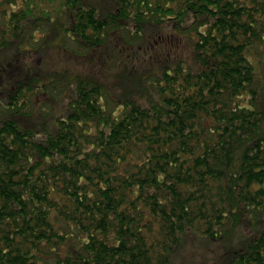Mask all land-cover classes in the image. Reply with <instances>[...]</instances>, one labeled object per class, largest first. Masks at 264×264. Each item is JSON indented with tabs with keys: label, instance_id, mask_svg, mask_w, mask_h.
I'll return each mask as SVG.
<instances>
[{
	"label": "trees",
	"instance_id": "16d2710c",
	"mask_svg": "<svg viewBox=\"0 0 264 264\" xmlns=\"http://www.w3.org/2000/svg\"><path fill=\"white\" fill-rule=\"evenodd\" d=\"M0 67V264H264V0H0Z\"/></svg>",
	"mask_w": 264,
	"mask_h": 264
},
{
	"label": "rangeland",
	"instance_id": "374dc122",
	"mask_svg": "<svg viewBox=\"0 0 264 264\" xmlns=\"http://www.w3.org/2000/svg\"><path fill=\"white\" fill-rule=\"evenodd\" d=\"M94 4L100 2L101 4L109 1V0H88ZM37 47L36 44L31 43V48ZM25 48L29 49L27 46ZM21 53V51H17V53ZM43 61L41 66L43 69L51 68L52 70L59 69L60 67L66 68L69 71L76 72L81 69L80 64L72 61L68 56L59 54L54 50L49 51L47 54L44 53ZM49 66V67H48ZM87 69V68H85ZM259 69V68H258ZM107 67H101L97 70L96 74L100 77H105ZM3 70L0 67V90H4L7 87V80L3 79L1 74ZM103 79V78H100ZM56 98L54 95H50ZM45 97V96H44ZM58 99V98H56ZM37 103V100H35ZM42 101V100H41ZM59 102V99L56 103ZM55 105V102H52ZM35 105V103H34ZM54 107V106H53ZM244 235H246V230L242 231ZM240 234H233L232 239L229 241H212L209 239L203 238H193V242L186 241L182 248L179 250V254L176 259L171 264H221L226 258L233 254V251L238 248L239 244V236Z\"/></svg>",
	"mask_w": 264,
	"mask_h": 264
}]
</instances>
